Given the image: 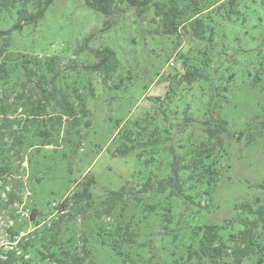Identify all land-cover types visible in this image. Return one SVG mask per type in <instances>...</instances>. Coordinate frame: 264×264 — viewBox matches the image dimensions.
I'll use <instances>...</instances> for the list:
<instances>
[{
	"label": "rangeland",
	"instance_id": "374dc122",
	"mask_svg": "<svg viewBox=\"0 0 264 264\" xmlns=\"http://www.w3.org/2000/svg\"><path fill=\"white\" fill-rule=\"evenodd\" d=\"M181 1L185 3L182 21L197 13L207 14L206 44L189 42L181 28L167 32L162 22L152 21L153 9L138 17L134 8L123 4L118 14L106 19L87 8L84 0H56L37 24H23L9 35V53L41 60L55 58L63 74L55 85L79 91L89 110L88 117L79 123V137L73 133L68 137L75 143L73 156L48 170L34 193L37 209L41 211L52 201L59 203L64 196L71 197L90 177L94 179L90 191L96 208L112 191L125 188L135 192L148 180L156 183L166 178L167 161L161 159L160 167L143 165L136 151L127 156L116 153L121 144L118 124L127 121L123 126L126 129L129 121L148 110L151 98L165 95L172 77L181 76L184 71L182 59H193V51L208 50L213 60L207 68L208 82H198L187 97L192 104L193 119L202 121L201 112L196 113V109L204 110L206 97L200 95L215 94L213 108L219 110L227 124L225 154L217 163L216 181L206 194L203 193L206 187L201 184L187 204L168 197V193L154 198L147 195L144 203L156 206L151 213L132 200V193L126 194L129 206L121 223L134 215L131 225L138 244L131 248L134 264H181L183 249L192 241L190 230L221 225L234 216V206L242 202L253 203L260 198L264 204V0ZM207 11H213L215 16ZM16 20L15 12L11 11L0 20V29H11ZM103 49L111 50L118 64L107 83L102 80L103 75L85 69L96 62L94 53ZM40 72L50 76L44 67ZM87 121L90 125H86ZM42 154L49 155L46 163L50 168L51 157L58 154L46 151ZM164 206L171 210V222L162 220ZM16 209L23 212L21 207ZM59 213L54 211L44 224ZM83 214H76L72 220L67 217L69 229L79 236L83 232L81 238L88 236L90 246L88 243L84 246L90 248L96 263L125 264L109 246L97 242L100 227L112 232L115 218L81 219ZM21 215L28 217L27 226L32 232L30 211ZM7 216L0 210V247L5 250L9 247L7 229L13 227ZM71 231L66 236L72 235ZM82 241L79 240V248ZM241 264L258 263L246 258Z\"/></svg>",
	"mask_w": 264,
	"mask_h": 264
},
{
	"label": "trees",
	"instance_id": "16d2710c",
	"mask_svg": "<svg viewBox=\"0 0 264 264\" xmlns=\"http://www.w3.org/2000/svg\"><path fill=\"white\" fill-rule=\"evenodd\" d=\"M55 1L0 0V20L11 11L17 17L11 29H0V210L5 211L7 219L13 223L12 229H7L8 249L0 247V264H97L90 248L84 246V243L90 246L88 236L81 238L83 232L79 236L69 229L67 217L72 220L76 214L87 212L81 219L115 218L112 232L100 227L97 242L109 246L123 263L134 264L130 256L131 248L138 246L137 233L131 225L134 215L121 223L129 206L126 194L132 193V200L143 205L146 213H151L156 206L144 203L147 195L154 198L168 193V197L187 204L201 184L205 185L203 193L206 194L216 181L217 163L225 154L227 124L219 110L213 108L215 94L200 95L206 97V106L202 105L204 110L196 109V113L201 112L202 121L193 119L192 104L187 97L198 82H208L207 68L213 60L205 48L193 51V59H182L184 71L181 76L172 77L164 96L151 98L148 110L129 121L126 129L123 126L127 121L118 124L121 144L115 149L116 153L127 156L136 151L141 164L158 167L163 159L168 162L166 178L156 183L148 180L135 192L125 188L112 191L101 207L96 208L90 191L94 179L90 177L71 197L64 196L59 203L52 201L41 211L37 209L34 193L48 170L59 167V161L73 156L75 143L68 137L72 133L79 134V123L83 117H88L89 110L79 91L55 85L63 75L55 58L41 60L25 54L13 55L8 47L12 30L20 29L23 24H37ZM84 3L106 19L118 14L123 4L134 8L138 17L153 9L152 21L162 22L167 32L181 28L189 42L207 43V14L197 13L182 21L185 3L181 0H84ZM207 13L215 16L213 11ZM94 55L96 62L85 69L103 75L102 80L107 83L118 66L115 54L103 49ZM43 67L49 77L40 72ZM17 86L20 87L18 91ZM180 105L182 110H179ZM160 146L163 147L161 151ZM45 151L58 154L51 157L50 168L46 163L49 155L42 154ZM17 207L23 212L17 211ZM162 209V220L171 222L170 208L164 206ZM26 211H30L29 220L34 224L32 232L27 226L28 217L21 215ZM54 211L60 213L44 224ZM70 231L73 234L66 236ZM190 232L192 241L183 249L181 264H241L246 258L258 264L264 262V204L260 198L253 203L235 205L234 216L221 225L197 226ZM80 238L84 241L80 242L81 248L78 246Z\"/></svg>",
	"mask_w": 264,
	"mask_h": 264
}]
</instances>
